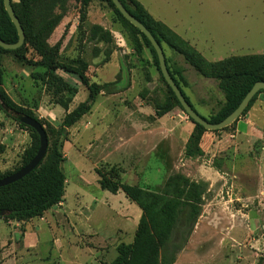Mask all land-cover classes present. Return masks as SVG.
<instances>
[{
  "label": "rangeland",
  "instance_id": "obj_1",
  "mask_svg": "<svg viewBox=\"0 0 264 264\" xmlns=\"http://www.w3.org/2000/svg\"><path fill=\"white\" fill-rule=\"evenodd\" d=\"M139 1L210 62L264 53V0ZM95 24L110 31L111 40L91 39ZM48 41L61 42L62 61H87L91 81H117L110 87L113 93L99 94L90 112L63 129L66 114L88 96L78 77L58 70L78 89L65 109L56 101H68L71 94L48 90L44 68L21 63L11 52L1 54L5 90L48 123L51 145L56 142L64 156L69 155L66 176L74 168L89 173L97 163L102 170L115 165L124 182L155 191L177 172L203 181V210L176 264H264V140L250 152L198 154L190 143L195 124L174 100L150 48L143 42L136 46L104 0H69L66 15ZM164 51L172 68H182L186 82L178 78L180 86L196 109L207 118L215 114L224 103L218 81L197 72L169 46L164 45ZM253 106V118L264 127V93L246 114ZM32 141L31 130L0 109V172L20 165ZM112 142L116 146L111 147ZM183 231L182 223L175 242L182 241Z\"/></svg>",
  "mask_w": 264,
  "mask_h": 264
},
{
  "label": "trees",
  "instance_id": "obj_2",
  "mask_svg": "<svg viewBox=\"0 0 264 264\" xmlns=\"http://www.w3.org/2000/svg\"><path fill=\"white\" fill-rule=\"evenodd\" d=\"M68 1L19 0L17 2L12 0L14 10L25 31V42L17 49H5L0 46V109L15 118L21 126L29 128L33 135V141L23 155L20 165L13 170L0 172V178L20 170L38 151L39 135L34 128L20 121L21 115L31 116L45 127L49 145L44 159L35 169L23 178L0 187V210L6 212V214L0 215V218L5 220L27 221L40 217L53 205L64 199L66 175L62 165L66 157L56 142L51 145L48 123L46 124V121L41 119L33 110L16 103L5 90L1 54L11 52L21 63L44 68L48 90L54 88L57 93L66 90L71 94L68 101H56L65 109L69 108V102L78 92V89L66 81L58 73V70L78 77L87 90L88 96L85 101L79 103L66 114L62 123L63 129L71 127L90 112L99 94L102 92L113 93L110 87L117 82L100 84L91 81L88 75L90 65L87 61L82 57L71 61H62L59 56L61 42L59 41L55 45L49 43L51 34L66 15ZM104 1L110 4L124 27L133 35L136 46L141 47L143 42L145 46L150 48L162 75L157 53L147 36L123 16L112 0ZM120 1L131 14L150 30L163 48L164 45L169 46L173 51L182 55L185 61L197 72L204 76L213 77L218 81V86L224 94V103L215 114L207 118L196 109L180 86L178 78L186 82L182 68H172L166 58L170 73L186 99L208 121L216 123L227 117L238 107L257 81H264V53L252 56H233L217 62H210L188 40L165 22L153 16L139 0ZM0 38L8 43H15L19 39L16 26L5 9L4 0H0ZM91 39L108 42L111 40V33L101 25L95 24L91 28ZM34 54L39 58H35ZM164 81L166 82L165 79ZM168 87L176 103L183 109L172 88L169 85ZM260 93H264V90L256 93L241 116L246 114ZM12 112L16 115H12ZM190 119L195 124L190 143H194L197 153L202 155L205 151L201 141L203 134L208 130L192 120L191 117ZM96 171L100 175V184L103 189L112 193L123 191L142 210L134 239L131 242L122 241L117 245V256L110 264H175L179 252L189 241L201 216L206 184L177 172L167 178L159 191H155L137 184L124 182L121 177V170L115 165L108 170L96 168ZM182 223L184 224V235L178 244L173 238L178 226Z\"/></svg>",
  "mask_w": 264,
  "mask_h": 264
},
{
  "label": "crops",
  "instance_id": "obj_3",
  "mask_svg": "<svg viewBox=\"0 0 264 264\" xmlns=\"http://www.w3.org/2000/svg\"><path fill=\"white\" fill-rule=\"evenodd\" d=\"M255 106L228 128L206 131L201 141L205 153L250 152L257 142L262 143L263 121L253 118ZM66 163H70L69 155L63 170ZM96 168L97 163L89 173L72 169L66 176L64 199L42 216L27 221L0 218V264H110L123 238L134 239L142 210L123 191L103 189Z\"/></svg>",
  "mask_w": 264,
  "mask_h": 264
},
{
  "label": "water",
  "instance_id": "obj_4",
  "mask_svg": "<svg viewBox=\"0 0 264 264\" xmlns=\"http://www.w3.org/2000/svg\"><path fill=\"white\" fill-rule=\"evenodd\" d=\"M112 1L115 4V6L120 10V12L123 14V16L127 20H129L134 26H136L141 32H143L147 36V38L150 40V42L152 43L157 53L158 60H159V67H160V70L162 72L164 79L174 91L181 106L183 107L184 111L188 114V116L191 117L192 120H194L196 123L202 125L205 129L219 130V129H222V128H225L231 125L234 121H236L241 116V114L246 109V107L248 106L250 101L253 99V97L256 95V93H258L260 90H264V81H257L252 86V88L248 91V93L245 95V97L240 102L238 107L233 112H231L227 117H225L224 119L216 123L208 121L206 118L201 116L192 107L190 102L186 99L183 91L180 89L179 85L174 80L168 68L164 48L159 43V41L156 40V38L153 36L150 30L147 29V27L141 21H139L133 14H131L125 8V6L122 4L120 0H112ZM4 6L12 22L16 26L19 39L15 43H8L0 38V46L5 49H17L20 46H22L25 42V31L14 10V7L12 5V0H4ZM20 121L28 126H31L32 128L36 130L40 138V145H39L38 151L35 154V156L25 166H23L20 170L10 175L0 178V187L13 183L23 178L24 176H26L28 173H30L33 169H35L40 164V162L44 159L47 153L49 139H48V135L45 130V127L37 119L31 116H28V115H21ZM4 214H6V212L0 210V215H4Z\"/></svg>",
  "mask_w": 264,
  "mask_h": 264
}]
</instances>
